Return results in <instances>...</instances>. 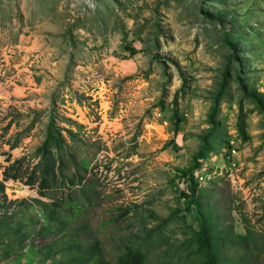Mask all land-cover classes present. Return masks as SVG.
I'll return each instance as SVG.
<instances>
[{
	"label": "rangeland",
	"instance_id": "374dc122",
	"mask_svg": "<svg viewBox=\"0 0 264 264\" xmlns=\"http://www.w3.org/2000/svg\"><path fill=\"white\" fill-rule=\"evenodd\" d=\"M126 41L141 50L130 55ZM53 119L89 162L100 196L86 217L108 259L132 243L146 264H203L177 172L210 132L200 213L216 232L264 238V0H0V264H55L27 252L43 244L37 200L62 193L26 184ZM232 139L240 167L229 176L218 167ZM26 187L36 195H20Z\"/></svg>",
	"mask_w": 264,
	"mask_h": 264
},
{
	"label": "trees",
	"instance_id": "16d2710c",
	"mask_svg": "<svg viewBox=\"0 0 264 264\" xmlns=\"http://www.w3.org/2000/svg\"><path fill=\"white\" fill-rule=\"evenodd\" d=\"M125 48L130 55H135L141 50L130 41H126ZM231 48L235 49L233 46ZM224 88L225 83L222 84L216 96L215 107L211 114L213 123ZM248 96L261 106L256 96ZM178 124L179 119L176 117V131ZM239 124L240 127L243 126L241 116ZM63 130L70 138H75L76 133L72 129H62L54 119L51 120L46 138L37 149L39 161L33 166L26 180V184L31 186L38 183L41 195H45L47 189L57 187L62 193L53 201L37 200L40 209L44 212V218L39 223L36 233L42 238L43 244L34 247L31 243L27 253L29 255L35 253L36 256L38 255L35 258L42 261H55V264H146L147 253L132 243H125L120 247L115 261L107 258L103 240L94 234L90 219L86 217L91 212L90 209L98 202L100 194L93 180L87 179L89 162L86 159L75 160L72 146L67 141ZM211 135L212 132L204 138L203 145L194 154L192 166L177 172V176L186 186L181 194L187 200V207L190 210L194 206L200 218L198 244L203 254V264H264V238H259V235L251 229H248L244 235L234 236L216 232L214 225L199 211L197 199L199 183L196 180V170L200 168L201 160L208 157L211 150ZM244 138H248L245 133ZM17 145L18 141L13 146ZM22 161L23 159L16 161L5 170L6 179H17L21 176L17 165ZM69 163L74 164L73 172L70 171ZM17 169L18 171L13 173V170ZM4 191L5 185L0 181V194ZM4 207L5 203L0 200V210ZM1 222L3 220L0 218V227ZM19 230H15V233ZM26 240L27 233L20 232L19 243ZM12 248L13 246H9V249L12 250Z\"/></svg>",
	"mask_w": 264,
	"mask_h": 264
},
{
	"label": "built area",
	"instance_id": "2783aa9c",
	"mask_svg": "<svg viewBox=\"0 0 264 264\" xmlns=\"http://www.w3.org/2000/svg\"><path fill=\"white\" fill-rule=\"evenodd\" d=\"M238 153V145L233 139L230 140L229 143H227V148L224 153V163L218 167V171L220 172V174L227 173L229 176H232L234 175L235 170H239L240 163L237 158ZM204 169L205 168H203V170L198 172L196 175V180L199 184H202L211 178V174L205 172Z\"/></svg>",
	"mask_w": 264,
	"mask_h": 264
},
{
	"label": "bare ground",
	"instance_id": "6f19581e",
	"mask_svg": "<svg viewBox=\"0 0 264 264\" xmlns=\"http://www.w3.org/2000/svg\"><path fill=\"white\" fill-rule=\"evenodd\" d=\"M122 69L123 71H125L126 73L127 72H132L134 70V65H133V62H126V63H123L122 64ZM20 195H24V196H27V195H36V193L32 190H30L29 188H24V190H22L20 192Z\"/></svg>",
	"mask_w": 264,
	"mask_h": 264
}]
</instances>
